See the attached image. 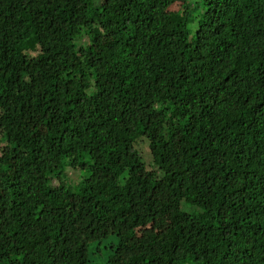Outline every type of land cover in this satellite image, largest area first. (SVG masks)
<instances>
[{
  "label": "trees",
  "instance_id": "16d2710c",
  "mask_svg": "<svg viewBox=\"0 0 264 264\" xmlns=\"http://www.w3.org/2000/svg\"><path fill=\"white\" fill-rule=\"evenodd\" d=\"M0 264H264V0H0Z\"/></svg>",
  "mask_w": 264,
  "mask_h": 264
},
{
  "label": "rangeland",
  "instance_id": "374dc122",
  "mask_svg": "<svg viewBox=\"0 0 264 264\" xmlns=\"http://www.w3.org/2000/svg\"><path fill=\"white\" fill-rule=\"evenodd\" d=\"M176 10H177V11H180V5L177 6V7L175 8V11H176ZM179 18H180V17H179ZM143 149L145 150V152L148 150L147 147H143ZM146 153H147V152H146ZM146 153H145V154H146ZM149 160H150V159H149ZM149 160H148V161H149Z\"/></svg>",
  "mask_w": 264,
  "mask_h": 264
}]
</instances>
